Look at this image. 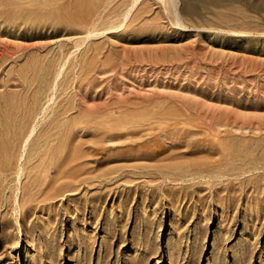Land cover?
I'll list each match as a JSON object with an SVG mask.
<instances>
[{
  "label": "rangeland",
  "instance_id": "1",
  "mask_svg": "<svg viewBox=\"0 0 264 264\" xmlns=\"http://www.w3.org/2000/svg\"><path fill=\"white\" fill-rule=\"evenodd\" d=\"M208 9L0 0V264H264L263 14Z\"/></svg>",
  "mask_w": 264,
  "mask_h": 264
},
{
  "label": "bare ground",
  "instance_id": "2",
  "mask_svg": "<svg viewBox=\"0 0 264 264\" xmlns=\"http://www.w3.org/2000/svg\"><path fill=\"white\" fill-rule=\"evenodd\" d=\"M182 2H183L182 5L180 4L182 8H180V11H178L179 9L176 10V4L178 2L176 3V0H169L170 7H171L170 12H171V15L173 16V18L176 22L175 24L177 27L181 26V23H182L181 20L179 19V17H180L179 13L181 11H182V13L184 12V13L191 15V16H193V14H196V15L198 14L197 17H199V13L201 12V10L199 11V9L201 7L209 10L208 7L210 6V8H212V6H213L216 9L221 8V11L223 9L224 10L227 9V11L230 10L231 13H228V12L223 13V12H220V10H219L220 13H217L218 10L215 12L214 11L212 12L211 11L212 9H210V11L204 10V12L207 15L210 14L209 12L215 13V14H212L210 17L211 18L214 17V19L218 20V21H212L208 27L204 28V30L207 31L206 37L208 38V40H214V41L220 43L221 41H223L225 39L239 40L240 37H242V38H244V41L246 42V44H249V45H256L257 44V40L250 37V35H251L250 32H251V30L256 29V27H257L256 23L257 22L254 24L253 20H252L253 22L251 20H249L248 18H250L251 16L247 15V13H245V12L261 13V14H263V19H264V0H182ZM238 6L243 7V9L239 8ZM202 12H203V10H202ZM127 15H128V12L125 13L124 17L126 18ZM213 15H216L218 19L215 18V16H213ZM200 18L202 19V17H200ZM203 19H205V18H203ZM205 21L207 22V19ZM210 21L211 20H209V22ZM203 24H204V22H203ZM207 24H208V22H207ZM87 34H89V33H87ZM76 46H78V45H76ZM61 70H62V67H61ZM61 70L59 69L58 70L59 73L57 71V74H55L56 78H57V75H60ZM58 78H59V76H58ZM54 81H55V79H54ZM54 87L55 86H53V88ZM51 93H52V91H51ZM51 96H52V94H51ZM47 100L48 101L52 100V97L51 98L48 97ZM45 109L46 108H43V110H45ZM34 130H35V124L33 126H31L29 128V130H27L26 133H22L23 143H24L23 144V150L25 149V145L27 144V142L31 138ZM19 169H21V168H19Z\"/></svg>",
  "mask_w": 264,
  "mask_h": 264
}]
</instances>
